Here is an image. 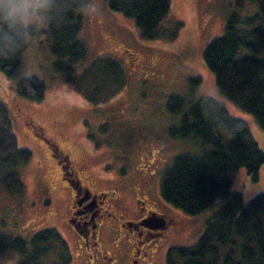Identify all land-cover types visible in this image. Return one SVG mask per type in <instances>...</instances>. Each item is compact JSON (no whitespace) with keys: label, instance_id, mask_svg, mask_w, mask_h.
I'll return each mask as SVG.
<instances>
[{"label":"rangeland","instance_id":"rangeland-1","mask_svg":"<svg viewBox=\"0 0 264 264\" xmlns=\"http://www.w3.org/2000/svg\"><path fill=\"white\" fill-rule=\"evenodd\" d=\"M28 4L30 15L23 20L42 32L46 29L44 19L32 14L39 6L38 0H28ZM257 11L253 0H171L170 13L160 26L165 35L147 40L135 19L113 11L109 0H89L81 13V39L89 57L76 69L82 71L94 60L106 57L118 61L126 76V86L98 105L88 102L65 74L56 72V58L46 35L28 38L16 75L9 78L0 70V102L10 112L19 147L32 153V160L21 170L26 186L21 197L9 194L0 181V234L29 240L37 231L55 227L71 248L72 264H84L79 238L67 221L73 193L60 179L49 149L57 148L53 140L48 145L38 136L41 134H35L28 122L32 120L46 126L49 133L60 122L66 142L64 151L68 152L70 146L72 152L76 151L70 162L74 160L87 168L89 178H84V185L93 192L117 193L118 198L110 202L114 213L137 219L136 215H142L141 200L146 211L173 221L161 237L146 244L145 250H156L150 264H167L172 248L195 246L213 209L198 216L188 215L163 199L161 181L176 158L199 155L201 145L194 139L172 137L170 131L180 127L192 102L210 97L223 104L232 117L248 123L264 152V129L253 115L219 93L214 74L204 60L206 47L224 35L234 13L245 19ZM175 22L184 26L171 40ZM30 77H38L46 84L40 101L24 99L18 93L19 82ZM197 77L202 84L193 89L189 80ZM172 96L187 101L181 112L169 109ZM222 176L232 180V190L242 193L245 201L264 194V169L256 181L245 168ZM105 237L109 246L111 240ZM133 246L131 240L123 245L117 264H135ZM19 259L17 252L8 250L0 257V264H17Z\"/></svg>","mask_w":264,"mask_h":264},{"label":"trees","instance_id":"trees-1","mask_svg":"<svg viewBox=\"0 0 264 264\" xmlns=\"http://www.w3.org/2000/svg\"><path fill=\"white\" fill-rule=\"evenodd\" d=\"M258 11L242 19L234 13L223 36L204 51L207 67L214 74L219 93L241 110L253 115L264 129V0H253ZM28 4V0H25ZM32 14L44 19L41 30L24 20L0 22V70L12 78L22 65L28 38L48 37L56 60V72L65 74L91 104L105 103L126 86L125 72L118 61L103 57L78 71L87 61L89 51L81 39L82 12L89 0H38ZM113 11L135 19L142 37L156 40L165 35L161 23L170 13L171 0H109ZM30 15L27 11L26 16ZM175 22L169 39H176L183 28ZM193 89L202 79L189 80ZM46 84L38 77L19 82L20 97L40 101ZM187 101L170 97L172 113L181 112ZM180 127L172 137L194 139L200 154L182 155L165 171L161 181L163 199L190 216L207 210L205 231L198 243L189 248H172L167 264H264V194L245 201L242 193L232 190V180L225 173L245 168L256 181L264 169V152L245 121L232 117L214 98L203 97L190 104ZM32 160V153L19 147L7 107L0 102V181L8 193L21 197L26 186L21 170ZM8 250L17 252V264H71L68 242L55 228L37 231L29 240L0 234V257Z\"/></svg>","mask_w":264,"mask_h":264},{"label":"flooded vegetation","instance_id":"flooded-vegetation-1","mask_svg":"<svg viewBox=\"0 0 264 264\" xmlns=\"http://www.w3.org/2000/svg\"><path fill=\"white\" fill-rule=\"evenodd\" d=\"M28 122L36 135L41 134L38 136L48 145H50L49 141L53 140L57 148L56 150L49 147L51 156L60 170V179L69 185L73 193V202L67 221L79 238V249L84 264H117L118 253L123 245L130 240L134 242L133 261L138 264H150L156 250L154 247H152L154 253L151 250H145L146 244L161 237L173 221L166 220L164 216L151 212V210L146 211V206L141 200L138 202L143 205L142 215L139 217L136 215L137 219L131 220L126 217V214L114 213L110 202L118 198L117 193L115 191L93 192L89 186L84 185V178H89L87 168L82 164L72 162L74 160L70 162V157H75L76 151L72 152L71 146L68 152L64 151L63 145L66 142L62 139L64 138V128L58 124L60 122H56L53 127L54 131L49 129L50 133L43 124L35 123L32 120ZM69 169L73 172L69 173ZM128 210L130 209L128 208ZM153 218L164 219V226L159 228V224L151 223L146 227L141 224L142 221ZM110 221L113 224H109ZM105 236L111 240L109 246L105 243L107 241Z\"/></svg>","mask_w":264,"mask_h":264},{"label":"clouds","instance_id":"clouds-1","mask_svg":"<svg viewBox=\"0 0 264 264\" xmlns=\"http://www.w3.org/2000/svg\"><path fill=\"white\" fill-rule=\"evenodd\" d=\"M29 7L25 0H0V22L22 21Z\"/></svg>","mask_w":264,"mask_h":264},{"label":"water","instance_id":"water-1","mask_svg":"<svg viewBox=\"0 0 264 264\" xmlns=\"http://www.w3.org/2000/svg\"><path fill=\"white\" fill-rule=\"evenodd\" d=\"M151 223H155V224H159V228H162L164 226V219H156V218H153V219H146L144 221L141 222V224L143 226H146L148 227L149 224ZM135 264H138L137 262Z\"/></svg>","mask_w":264,"mask_h":264}]
</instances>
